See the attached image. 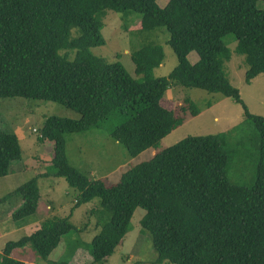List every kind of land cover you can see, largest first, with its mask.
I'll return each mask as SVG.
<instances>
[{
	"label": "trees",
	"instance_id": "obj_1",
	"mask_svg": "<svg viewBox=\"0 0 264 264\" xmlns=\"http://www.w3.org/2000/svg\"><path fill=\"white\" fill-rule=\"evenodd\" d=\"M108 10L135 12L138 36L164 30L178 63L156 77L163 47L142 41L131 53L136 78L120 61L92 51L105 44L101 32ZM248 66L245 81L264 74V0H0V97H26L60 103L79 118L51 115L40 140L54 142L55 175L78 190L75 207L98 199L91 209L98 233L91 244L94 263L105 262L130 230L138 207L146 210L141 233L150 234L155 264H264V116L252 113L233 85L226 62L233 51ZM198 53L193 63L189 54ZM221 93L244 110V120L217 134L190 135L159 150L107 184L73 166L66 154L67 134L106 129L130 155L160 141L201 109L191 98L174 103L171 87ZM248 145L260 157L251 185L232 180L229 167ZM22 158L18 136L0 130V177ZM18 220L36 214L41 198L37 178L21 184ZM6 197L0 199L5 201ZM51 214L30 235L7 241L0 264H25L13 256L31 246L48 260L74 225ZM53 264H68L55 261Z\"/></svg>",
	"mask_w": 264,
	"mask_h": 264
},
{
	"label": "rangeland",
	"instance_id": "obj_2",
	"mask_svg": "<svg viewBox=\"0 0 264 264\" xmlns=\"http://www.w3.org/2000/svg\"><path fill=\"white\" fill-rule=\"evenodd\" d=\"M168 0H158L165 5ZM135 12H116L108 10L101 30L105 44L92 48V51L103 56L108 61H120L136 78L135 64L131 53L142 44V41H155L164 50L163 63L155 68L154 75L167 76L177 65L178 58L166 39L169 33L159 30L140 36L131 33L137 31L134 27L140 19ZM233 34L225 37V42L233 51L232 58L226 62L228 76L236 87L249 110L264 116V74L258 75L250 83L245 81L248 66L244 56L235 53L237 41ZM191 62L198 59V53L189 54ZM166 97L174 103L182 102L191 97L200 107L201 112L188 118L182 125L163 138L157 147L148 148L136 156L130 155L127 148L108 134L106 129L93 128L84 132L67 134L66 154L70 163L91 178H103L107 184H112L121 178L130 167L151 159L156 152L171 146L190 135L217 134L227 131L244 120L243 107L232 98L221 93H210L206 90L176 86L166 92ZM51 115L79 118L78 112L64 105L40 99L26 97H0V130L15 133L22 149V158L13 164L8 175L0 177V252L7 241L17 240L24 235H30L41 225V220L48 215L67 216L73 211L71 222L74 228L62 237L58 247L50 254L48 260L39 257L31 246L18 248L13 256L25 264H53L55 261H66L68 264H155L156 251L150 234L141 233L140 221L146 210L138 207L132 217L130 230L121 245L105 261L94 263L91 254V242L98 233L96 218L91 209L98 199L75 207L78 190L69 186L66 180L55 175L52 158L54 142L40 140V129L45 119ZM251 146V145H250ZM242 150V155L236 157L229 167L233 181L242 185H251L256 176V168L260 157L253 153L252 146ZM22 167H21V166ZM19 166V167H18ZM21 167V168H20ZM37 178L41 193V202L35 215L16 221L12 212L23 202L20 193H14L23 183ZM46 203L51 204L49 209Z\"/></svg>",
	"mask_w": 264,
	"mask_h": 264
},
{
	"label": "crops",
	"instance_id": "obj_3",
	"mask_svg": "<svg viewBox=\"0 0 264 264\" xmlns=\"http://www.w3.org/2000/svg\"><path fill=\"white\" fill-rule=\"evenodd\" d=\"M198 59H199V56H198ZM198 59H197V60H198ZM197 60H196V61H197ZM196 61H193V63H195ZM68 158H69V157H68ZM20 166H21V165H20ZM18 167H19V166H18ZM21 167H22V166H21ZM21 167H20V168H21ZM13 170H15V171L18 170L17 166H16V168L12 169V171H13ZM40 202H41V198H40ZM50 205H51V204L46 203L45 208H46L47 210H51V209H49ZM41 221H42V220H41ZM38 227H39V226H38ZM38 227H37V228H38ZM37 228H36V229H37Z\"/></svg>",
	"mask_w": 264,
	"mask_h": 264
}]
</instances>
